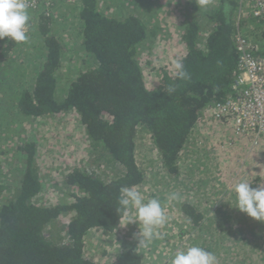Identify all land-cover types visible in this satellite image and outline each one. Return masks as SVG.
<instances>
[{
    "label": "trees",
    "instance_id": "trees-1",
    "mask_svg": "<svg viewBox=\"0 0 264 264\" xmlns=\"http://www.w3.org/2000/svg\"><path fill=\"white\" fill-rule=\"evenodd\" d=\"M113 1L81 0L77 14L68 16V28L52 34L49 26L53 16L42 13L37 32L45 40L42 48L45 58L30 79L31 89L18 87L13 96L0 91V96L10 105L16 102L18 114L34 123L54 121L61 135L60 124L70 123V117L75 116L84 132V137L80 133V152L73 149L70 155L74 160L68 161L70 168L64 175L66 188L58 194L60 199L56 202L46 200L44 193L45 176L55 173L39 168L35 143H24L12 151L15 165L1 163L0 264H98L86 257L87 241H91L94 231L105 235L117 231L119 189L138 187L145 180L136 160L140 129L150 134L164 170L172 175H177L183 166V152L196 126L202 124L201 130L211 131L209 136L216 139L213 142L218 141L219 150L215 151L221 164L217 177L214 173L213 182L202 189L200 198L209 199L214 207L221 203V199L212 201L215 195L216 198L227 196L232 207L223 220L241 223L238 232L244 231L246 223L256 221L234 209L232 189L242 180L257 187L264 183V173L257 170L252 174L238 173L235 177L241 178L238 182L233 177L226 178L224 153L228 158L237 143L248 140L244 153L239 150L236 156L240 168L250 156L264 150V141L255 144L248 137L237 135L230 118L218 121L210 117L208 124L204 120L205 111L213 102L229 98L239 59L234 40L237 21L240 19L241 28L258 24L240 13L241 0H215L217 5L207 9L198 5L199 0H188L189 10L176 32L182 37L181 43H158L155 50L163 52L147 58L142 50L148 49L153 39L164 32L160 22L172 20L167 15L166 0L119 2L114 11L108 5ZM128 7L140 11L135 14ZM162 8L165 14L161 18ZM194 9L197 13L187 16ZM207 29L212 31L206 48L202 49L199 44ZM64 34L69 39L79 38L80 57H72L71 50L61 40ZM167 43H172L171 39ZM17 44L9 38L0 39V65L11 59ZM177 60L183 63L189 78L180 79L175 74L172 62ZM63 76L66 87L62 86ZM4 103L0 100V105ZM19 121L15 120L14 125ZM0 129L7 128L0 125ZM65 140L71 142L73 138L66 136ZM89 148L97 151L98 155L92 154L99 158V163L80 158V155L87 157ZM8 154V150L2 152L3 156ZM102 157L107 158L103 160L105 165ZM88 158L92 157L88 155ZM83 162L92 163H88V171L78 168ZM181 210L200 226L201 207L195 208L187 200ZM215 231L214 242H218L225 228L220 231L216 227ZM112 264H142V256L126 247Z\"/></svg>",
    "mask_w": 264,
    "mask_h": 264
},
{
    "label": "rangeland",
    "instance_id": "rangeland-1",
    "mask_svg": "<svg viewBox=\"0 0 264 264\" xmlns=\"http://www.w3.org/2000/svg\"><path fill=\"white\" fill-rule=\"evenodd\" d=\"M117 1V2H115ZM130 0H114L110 5L111 10H116L120 5L119 2H128ZM188 0L185 3H180L178 0L176 2H169L166 0L167 4V15L172 19L169 22L161 21V28L164 32L161 33L157 39H153L152 44L148 45V49L142 50V54L147 57H157V55L163 51H156V45L158 43H166L167 45L179 44L181 43V36L179 35L178 28L181 26L185 18L187 11ZM56 5L55 9L52 10L50 14L53 21L49 26L52 29V33H56L59 29L66 27L68 28V16L71 17L77 14L78 6L64 5L63 3H58L54 1ZM106 4V3H105ZM119 4V5H118ZM199 6L207 8H212L217 5L214 0H199ZM106 7V6H105ZM126 7V6H125ZM133 9L136 12L135 8ZM160 17L162 18L165 14V9H160ZM181 12V13H180ZM191 12V14H190ZM187 16H192L193 13L197 11L191 10ZM138 14V13H137ZM245 13H243L244 15ZM44 14L31 13L29 28L30 32L27 35L28 40L26 42H20L14 48V52L7 60V63L0 65V91L3 90L7 94L15 95L18 87H25V89L30 90V81L32 80L33 73L38 72L40 62L42 60V48L44 46V38L39 35L38 31V20ZM153 17L155 16L152 11ZM246 17L249 18L247 15ZM254 23H252L253 25ZM250 26V25H249ZM173 29V31L171 30ZM41 32V28H39ZM211 29L204 30L202 34V39L200 41L199 47L202 49L206 48V43ZM249 33L254 39L260 41L262 44V49L264 50V28L261 25H256L254 29L248 28ZM176 33V34H174ZM38 35V36H37ZM31 37V38H30ZM171 39L172 43H167ZM63 44L70 49L72 52V57H80L81 49L79 47V38L74 41V39H69L67 34H64L61 38ZM36 43V46H35ZM39 50H35L37 48ZM184 47V46H182ZM168 59V56H166ZM36 58L40 60L35 61ZM14 60L16 63H13ZM66 77H61L62 86L66 87L67 82ZM31 79V80H30ZM0 100L4 101L3 105H0V125L6 127L0 129V165L1 163L7 164L8 166L15 165L13 161L12 151L18 146L33 142L37 145V161L38 166L42 171H47L49 174L45 176V196L46 200L49 202H56V199H60V194L62 189H65L64 185V175L68 172L69 162L72 163L74 160L70 155L73 149H76L78 153L82 147L81 135L84 132L83 128L78 126L75 116L70 117V123H61V130L63 131L60 135V127L54 121H42L41 125L34 123L27 119L25 116L18 114V105L16 102L10 105L6 102V98L0 96ZM7 103V104H6ZM19 119V123L15 126V120ZM3 121L5 124L3 125ZM208 124L209 120H204ZM201 125H199L195 132L193 133L190 144L187 145L186 151L183 153V161L187 160L189 155L202 157L207 161L212 162V155L216 156V148L218 147V141L215 138H211L209 135L211 131L201 130ZM212 141L210 143V140ZM66 136L73 138V141L69 142ZM217 136V135H216ZM74 138L76 140L74 141ZM76 145V146H75ZM4 146H6L5 149ZM75 146V148H74ZM215 146V147H214ZM8 150L9 154L3 156L2 152ZM62 154L59 155L61 153ZM102 152V149H100ZM95 153L98 155L97 151L90 148L87 153L90 157H84L80 155L81 159L92 160L99 163V158L95 159ZM252 163L256 165L258 173H264V151L259 150L254 154ZM103 160L107 158L102 157ZM136 160L141 171L144 174V183L138 186V190L141 191L145 197V200L150 198H157L161 201L162 206L165 208L166 215L168 216V222L166 225L160 229L161 238L154 239L148 247L136 250L137 242L133 239V233L137 231V225L129 224L124 227V223L117 226L115 236L107 238L104 233L94 231L93 238L90 237L91 241L87 242V252L92 255V257H99L101 261L99 264H110L114 261L118 255L125 250L126 247H131L142 256V264H169L170 258L175 254L176 250L179 248H186L189 246H199L207 251L214 253L217 257L218 264H264V222L254 221L253 223H246V227L243 232H238L242 228V224L227 222L226 219L229 215V209L231 208V201L228 200L227 196H221L216 198V195L212 201H219L221 203L213 207L211 201L206 199L201 200L200 196L202 190L190 186V183H185L184 179L192 180L197 182L200 175L189 173L188 170L181 166L177 175L170 174L167 170H164L162 165L161 156L154 146L152 138L149 133L144 130H139L136 145ZM69 161V162H68ZM90 162H83L79 164V169L88 171L90 167L88 166ZM92 164V163H90ZM54 168V169H53ZM191 175V177H190ZM211 181L208 178H203L199 181L201 187H208ZM188 185V187H187ZM171 193H176L178 199L169 201L168 196ZM62 197V196H61ZM57 200V201H58ZM187 200L191 201L196 207H201L203 210V219L200 226L195 225L193 221L186 216L182 210L181 205ZM225 205V206H224ZM225 207L222 210L220 208ZM244 217V216H242ZM230 221V220H229ZM222 223V225H221ZM216 227L218 230L225 232L220 235L223 237L220 241L214 242ZM229 229V231H227ZM126 230V231H125ZM123 233V238L121 239V233ZM106 241H111L112 246L106 243ZM90 244H95L91 246ZM122 246V250L117 251L119 246ZM117 249V250H116ZM116 255V256H115ZM87 257V256H86ZM108 257L109 259L103 260Z\"/></svg>",
    "mask_w": 264,
    "mask_h": 264
},
{
    "label": "clouds",
    "instance_id": "clouds-1",
    "mask_svg": "<svg viewBox=\"0 0 264 264\" xmlns=\"http://www.w3.org/2000/svg\"><path fill=\"white\" fill-rule=\"evenodd\" d=\"M228 8L229 5L226 4L225 13H227ZM28 9L29 4L26 0H0V39L9 38L17 43L28 40L29 13L36 12L28 11ZM73 39L76 41L77 38ZM172 67L180 79L189 78L181 61H173ZM171 90L169 89V91ZM199 125L201 124H198L196 128ZM188 165L189 163L185 160L183 166L189 173H194L193 171L190 172ZM191 168L194 169L195 167L191 166ZM232 190L235 193L236 200V207L234 209H238L239 212L246 214L253 220L264 222V183L259 184L257 187H252L251 183L247 180H242L236 183ZM168 199L169 201L175 200L178 199V196L176 193H171ZM118 204L119 207L116 210L120 217L118 227L122 222L124 223V227L129 224L137 225V231L133 233V239L137 242L136 250L146 248L154 239L161 238L160 229L168 222V216L159 199L150 198L145 200L143 193L138 190L136 185H133L119 189ZM194 207L196 208L195 205ZM123 233L124 231L121 233V239L123 238ZM108 235L110 236L108 237ZM112 235L107 232L104 236L110 238ZM106 243L112 246L111 241H106ZM118 246L119 249L116 250H122V246ZM86 256L96 263L101 261L99 257H92L88 252ZM96 259L97 261H95ZM106 259L109 258L106 257L103 260ZM169 264H218V260L214 253L202 247L189 246L177 249L175 254L170 258Z\"/></svg>",
    "mask_w": 264,
    "mask_h": 264
},
{
    "label": "built area",
    "instance_id": "built-area-1",
    "mask_svg": "<svg viewBox=\"0 0 264 264\" xmlns=\"http://www.w3.org/2000/svg\"><path fill=\"white\" fill-rule=\"evenodd\" d=\"M41 1L26 0L29 4L28 11H39ZM49 1L64 2V5L73 4L72 6L79 7L81 0ZM241 3L243 7L240 13H245V16L248 15L250 19L264 28V0H241ZM239 22L240 19L237 21V31L234 35L239 56L238 67L230 88L229 98L213 102L205 111V119L212 117L219 121L223 118H230L234 123L235 133L248 137L256 144L264 141V54L261 53L264 50L261 42L254 40L248 31V28L254 29L255 25L241 28ZM29 32L28 27L27 35ZM117 229L122 231L121 227Z\"/></svg>",
    "mask_w": 264,
    "mask_h": 264
},
{
    "label": "crops",
    "instance_id": "crops-1",
    "mask_svg": "<svg viewBox=\"0 0 264 264\" xmlns=\"http://www.w3.org/2000/svg\"><path fill=\"white\" fill-rule=\"evenodd\" d=\"M55 9V8H54ZM29 15H31V13H29ZM38 36V35H37ZM31 38V37H30ZM36 46V43H35ZM37 48V47H36ZM35 50H39L38 48ZM40 60L39 58H36L35 61ZM13 63H16V61L14 60ZM232 126L234 127V124H232ZM248 140H243L239 143L236 144V149L231 151L228 154V158L226 157L225 153H224V163L227 164L226 167L228 168V170L226 169V178H232L234 179L236 182H238L239 180H241V178L236 179L235 177L238 175V173H244V174H252L253 172H255L257 170L256 165L253 164L251 161L253 159V157H249L247 159V161L244 163V166L238 168V165L236 164V156L239 150H242L244 153L245 147L248 144ZM215 147V146H214ZM219 148H216V151H218ZM264 151V150H262ZM212 162L210 163V161L205 160L202 157H196V156H192L189 155L187 162L189 163L188 167H190V171H193L194 174L200 175L199 179L197 182H193L192 180H186L184 179L185 183L187 182L188 184L190 183V186H194L200 190H202L204 187H201L199 185V181L203 178H208L210 179L211 183L213 182L212 178H214V173H216V177L218 175V164L220 163V160L217 159L216 156L212 155ZM191 166H194L195 168L192 169ZM206 194H203L202 196H205ZM89 242V241H87ZM91 246H94L95 244H90Z\"/></svg>",
    "mask_w": 264,
    "mask_h": 264
},
{
    "label": "bare ground",
    "instance_id": "bare-ground-1",
    "mask_svg": "<svg viewBox=\"0 0 264 264\" xmlns=\"http://www.w3.org/2000/svg\"><path fill=\"white\" fill-rule=\"evenodd\" d=\"M56 7V5L49 0H42L40 5V10L44 12L45 15H50L52 10ZM256 40V39H254Z\"/></svg>",
    "mask_w": 264,
    "mask_h": 264
}]
</instances>
